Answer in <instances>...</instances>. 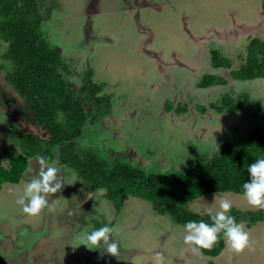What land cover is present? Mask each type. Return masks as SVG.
<instances>
[{"label": "rangeland", "instance_id": "obj_1", "mask_svg": "<svg viewBox=\"0 0 264 264\" xmlns=\"http://www.w3.org/2000/svg\"><path fill=\"white\" fill-rule=\"evenodd\" d=\"M37 1L46 39L69 63L67 79L79 86L89 68L103 84L100 94L112 98L111 113L83 128L84 146L99 147L102 156L118 157L147 172L176 173L189 169L197 152L210 156L222 140L264 129V78L234 80L229 68H214L210 58V50L218 49L234 68L245 56L249 37L264 40V0H140L137 5ZM5 47L0 38L3 165L9 164L10 151L20 152V131L46 135L5 79L11 70L1 57ZM208 72L227 82L199 87ZM226 94L247 100L242 97L244 105L231 111L222 105ZM47 164L57 168L63 187L39 215L23 213L17 203L37 170L36 158H29L20 181H4L0 188V264H113L104 258L94 262L104 245L94 260L87 258L93 251L80 245L96 229L95 220L114 229L111 239L119 243V264H157L156 253L163 264H264V221L250 227L246 220L240 222L250 234V248L239 254L224 244L217 256L195 255L184 244V226L158 213L150 201L129 196L117 211L102 190L91 192L57 157ZM221 197L241 211L256 209L243 193L232 192L209 193L185 205L202 215L216 211Z\"/></svg>", "mask_w": 264, "mask_h": 264}, {"label": "trees", "instance_id": "obj_2", "mask_svg": "<svg viewBox=\"0 0 264 264\" xmlns=\"http://www.w3.org/2000/svg\"><path fill=\"white\" fill-rule=\"evenodd\" d=\"M43 19L37 0H0V38L6 44L1 57L11 65L5 79L23 98L31 117L46 134L41 137L29 132L18 133L20 152L16 155L10 151L6 165L0 158V188L4 181H20L29 158L43 156L50 163L57 157L59 164L72 169L77 179L89 185L91 192L102 190L117 211L129 196H136L150 201L158 213L170 215L182 226L188 220L211 223L207 212L202 215L191 212L186 202L214 192L243 193L242 184L248 180L247 166L264 156L261 127L247 136L222 140L210 156L197 152L191 167L176 173L147 172L118 157L102 156L99 147L84 146L83 128L111 113L112 98L100 94L103 84L94 79L89 68L79 86L67 79L66 75L71 74L69 63L46 39ZM210 58L214 68H229L228 73L234 80L264 78V40L259 36L249 37L245 56L237 67L232 68V59L224 57L218 49L210 50ZM226 82L219 73L208 72L197 85L204 88ZM242 97L245 103L247 98ZM242 97L226 94L222 105L231 111L240 109L244 105L240 102ZM229 214L238 223L246 220L248 227L264 221V211L257 209L241 211L232 207ZM93 225L97 229L103 223L95 220ZM224 244L221 234L211 250L201 252L217 256ZM92 251V254L88 252L92 255L88 260H94L95 253L99 252ZM99 253L100 259L94 262L106 259L119 264L120 256Z\"/></svg>", "mask_w": 264, "mask_h": 264}, {"label": "clouds", "instance_id": "obj_3", "mask_svg": "<svg viewBox=\"0 0 264 264\" xmlns=\"http://www.w3.org/2000/svg\"><path fill=\"white\" fill-rule=\"evenodd\" d=\"M36 162L37 170L27 180L23 194L17 200L22 206V212L30 216L39 215L48 207L50 197L63 187L56 167L48 166L43 156L36 157ZM247 173L248 180L242 184L243 196L248 205L264 211V156L257 157L249 164ZM231 209V200L221 197L218 200V209L207 212L211 223L204 220L185 222L183 241L193 254L199 255L202 249L211 250L219 242L221 234L231 252L239 254L245 248H250V234L245 230L243 223H238L235 217L229 214ZM113 231L112 227L104 224L86 233L80 245L89 250H100L101 245H104L103 253L117 258L119 243L111 239ZM156 258L157 264H163V256L160 253H156Z\"/></svg>", "mask_w": 264, "mask_h": 264}, {"label": "flooded vegetation", "instance_id": "obj_4", "mask_svg": "<svg viewBox=\"0 0 264 264\" xmlns=\"http://www.w3.org/2000/svg\"><path fill=\"white\" fill-rule=\"evenodd\" d=\"M111 1L114 2L115 4H117V2L115 0H111ZM139 1L140 0H120L119 3L121 5H127V4L128 5H131V4L137 5ZM123 7H125V6H123ZM99 12H101V8H99V10L96 12V14H98ZM94 16H96V15H94Z\"/></svg>", "mask_w": 264, "mask_h": 264}]
</instances>
